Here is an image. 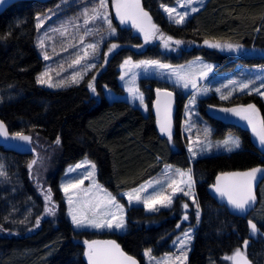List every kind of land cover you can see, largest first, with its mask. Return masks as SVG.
<instances>
[{"label": "trees", "instance_id": "16d2710c", "mask_svg": "<svg viewBox=\"0 0 264 264\" xmlns=\"http://www.w3.org/2000/svg\"><path fill=\"white\" fill-rule=\"evenodd\" d=\"M57 1H18L0 9V117L11 132L29 133L35 150L33 154H23L0 146V163L6 173V179L0 180V264H89L84 242L97 237L116 239L143 264L145 249L151 248L158 256L172 250L171 242L183 227L182 200L188 201L181 195L171 207L154 212L143 206H129L128 230L124 233L77 231L73 227L59 180L67 166L85 157L97 165L98 180L117 195L158 175L166 164L183 168L193 164L201 220L189 264H225V258L237 248L253 264H264V184L259 189L260 203L247 218L231 214L212 194L219 173L264 164V149L241 121L210 115L206 109L208 105L219 109L255 104L264 121V100L256 93L227 100L212 94L202 99L201 110L215 123L214 136L238 134L242 148L203 155L192 163L186 147L188 140L180 127L187 95L158 78H142L140 84L148 105L144 113L129 100H110L102 91L106 84L124 93L118 81V66L127 56L161 57L174 63L202 56L215 62L216 70L231 69L238 63L263 65L264 0H207L184 24L168 22L158 9V3L175 0H142L162 30L181 42L180 53H163L159 43L152 47L140 45L139 37L123 28L115 39L119 47L97 78L95 93L88 85L97 76L98 68L80 83L64 88L49 89L37 83L45 65L36 42L37 21ZM205 41L240 47L213 48ZM159 88L178 95L176 129L171 140L160 133L153 111ZM39 158L47 162V170L41 175L33 170ZM41 178L48 183L50 201L45 199L38 182ZM47 208H54L55 214H49ZM190 214L191 223L185 225L198 222L195 211ZM250 220L261 228L256 234L251 232Z\"/></svg>", "mask_w": 264, "mask_h": 264}, {"label": "rangeland", "instance_id": "374dc122", "mask_svg": "<svg viewBox=\"0 0 264 264\" xmlns=\"http://www.w3.org/2000/svg\"><path fill=\"white\" fill-rule=\"evenodd\" d=\"M207 0H191V3H188L187 0H175L171 3L168 2H160L158 3V9L168 22L175 23L174 19L169 18V14L165 11V8H172L175 11L173 12V16L176 13L184 14L187 13L185 19L182 23L184 24L187 19L196 11L201 9ZM129 3V0H105V6L100 9L102 15L99 19H92L94 15L93 9L98 8L100 5V0H58L53 9L48 10L44 14H41L38 17L37 25L38 26V34H37V46L40 51V54L44 58L45 53L50 57L45 60V65L39 76L48 72L51 77V84L58 85L61 81H64L62 86H53L49 87L48 84H40L49 89H58L68 87L74 84L80 83L85 75L90 73L92 70L98 68L97 76H95L91 83L94 86L97 85L99 76L102 74L103 69L106 68V60L108 58H112L116 52V48L114 51L109 52V48L113 43L119 45L118 42H115V39L118 38L120 30L123 28L130 29L133 31L135 35L139 37L141 40L140 45H144L145 47H152L153 44L159 43V48L163 51V53H176L179 54L181 50L180 44H176L175 40L171 38L169 41V47H165L164 41L166 38L170 37L164 30L160 24L155 20L154 16L151 14L150 10L145 9L142 5V0L139 1L140 6L143 8L145 12L151 17V23L157 26L159 30L156 32L148 42H145L144 34L140 32L137 28L132 26V21L128 20L126 23H121L119 17L117 16V3ZM134 3V0L131 1ZM197 9L196 11H192V9ZM104 15L107 16V19L111 21L112 27L116 30L115 34L110 32L108 23L103 18ZM85 20H88V23H85ZM177 24V23H175ZM144 26L147 28L148 23L145 20ZM41 42H43V46L41 47ZM95 45V50L89 48L88 45ZM140 47V46H139ZM238 51L237 49L235 52ZM107 53V55H105ZM77 58L80 59V64H73V61ZM127 59H131L132 63H138L143 60H158L162 64L171 65V68L162 69L157 67H139L133 68L130 65L124 66V61ZM71 65V67H70ZM204 65H211L212 70L208 72L207 76H201L200 73L203 70ZM118 70L120 74L118 76V81L124 89L123 94H119L115 92L113 89L109 88L106 84L102 85V91L104 95L110 99H126L129 100L132 104L139 106L144 113L148 112V105L146 103V95L144 93L143 88L141 87L140 80L142 78H158L165 83L171 84L177 91H180L183 95H187L184 108L182 111V121H181V131L184 134L185 138L188 140L187 142V150L193 163L194 159L203 155H211L214 153L221 152H233L235 150H239L242 148V139L238 134H227L224 138H216L214 136L215 126L214 122L208 118L206 114L201 110V100L205 99L212 94H215L218 98L221 99V96L228 97L227 99H231L235 96H238L243 93H256V91L252 89H259L260 93H264V64L263 65H247L243 63H238L231 69L226 70H216V63L202 56H196L188 61L174 63L169 60H165L161 57H148V58H134L133 56H127L122 63L118 66ZM180 73V75L189 74L191 78L196 82L197 87L192 88L191 84L187 88L183 86L184 81L179 80L176 73ZM79 73L80 76L77 78L78 82L73 83L72 77L74 74ZM124 77L121 79V77ZM82 77V78H81ZM48 79V77H45ZM230 81H234L235 83H230ZM241 83H248L249 89H245L244 91L240 90ZM138 89V93L129 92V89ZM208 89L205 93L203 89ZM219 89V91H217ZM143 95V103H141L139 99V95ZM196 95V104L186 107L189 105V100L192 95ZM263 100L264 95L258 94ZM224 99V100H227ZM206 104H203V107ZM249 104H238L234 107L239 106H247ZM255 105V104H252ZM211 106V105H210ZM206 106L207 113L213 116H220L224 118H232L241 121L243 124L249 127L251 130L252 136L256 143L259 145L258 137L253 133L252 126L248 124L246 120H242L240 117L235 116L231 113H224L219 111L222 108H216L211 106ZM258 111L257 117V126L259 127V121H263V116L261 109L256 106ZM207 127L210 129L209 135L205 136L204 129ZM172 136V135H171ZM228 137H238L241 142V147L239 149H235L233 151H228L227 147L222 143ZM260 146V145H259ZM176 148V146L174 145ZM261 147V146H260ZM189 148L192 149V152L196 153V156L192 155V152L189 151ZM91 164H95L92 160L85 157L78 161L75 164L69 165L66 167L64 174L59 180V188L63 193V199L66 203V214L70 222L72 223L71 216L69 215L70 207L72 209H83L89 218L93 216V207L96 204H100V207L96 209L97 213H116L119 215L118 209L110 204H107L108 195L111 194L112 197H115V202L118 205H121L123 208V216L125 220V227L123 229H107V228H93V227H81L77 228L73 225V227L77 231L89 230L96 231L99 233L104 232H117L124 233L128 230L127 224V209L129 206L138 205L144 206L142 202L132 201L129 203L127 193L132 192L134 189H139L141 186H147L151 183V187H147L146 191H141L140 196L146 197L147 195L152 194V191H155L157 188L159 189L162 185L161 183L169 182L174 179L176 172H172L170 169H163L156 177L155 182L152 183V177L143 182L141 185L134 189H127L122 191L120 194H115L107 187H105L98 180V168L95 164V172L91 178H85L88 176V173L92 171ZM0 165H2L0 163ZM77 165H83L81 167H76ZM164 168V167H163ZM191 169V166H190ZM34 173L37 175H41L45 173L47 170V162L46 160L38 159L35 164ZM189 170V169H188ZM188 170H184L185 173ZM0 171L4 173V175H0V180L6 179V173L4 171V167L0 168ZM192 176V172H191ZM187 180V176H184ZM83 181L79 187L76 188H68L65 191L64 186L77 183L78 181ZM159 181L160 183H157ZM41 189H43L44 195L49 194V187L46 184V178L39 180ZM167 184V183H166ZM264 184V183H263ZM99 186V188L97 187ZM185 191H190V195L186 196L188 201L182 200V205L185 202L188 204V208L184 209V214L188 216L187 220H183L182 231L174 238L171 242L172 250L170 252H166L160 256L155 255L151 248L145 249L143 251L144 254V264H189L190 254L193 248V244L195 242V238L197 236V230L199 227V222L201 220V210L197 208L198 201L195 196V190L192 187L191 190L187 188L185 185ZM102 189V190H100ZM171 189L166 192V194H170ZM184 196L183 194H179ZM178 195V196H179ZM69 197L72 198V205L70 206L68 203ZM124 200H121L120 198ZM195 201V203H193ZM174 204V202H173ZM172 204V205H173ZM159 209L165 208L160 205H156ZM146 208V207H145ZM147 211H150L146 208ZM194 210L195 214L199 210V218L195 224H184L191 223V214L190 211ZM197 216V215H196ZM253 223L257 225V229H261L253 220ZM180 226V225H179ZM179 228V227H178ZM264 234V230H262ZM185 233H189L191 237L185 243H181V241H185ZM108 238H93L88 239V242L92 241H104ZM146 250H150V255H145ZM87 251V245H86ZM235 253V252H234ZM234 253L227 256L225 259V264H237L235 260L231 259L234 256ZM244 253V252H242ZM87 259V257H86ZM88 260V259H87ZM89 262V261H88Z\"/></svg>", "mask_w": 264, "mask_h": 264}, {"label": "snow or ice", "instance_id": "6c2138e0", "mask_svg": "<svg viewBox=\"0 0 264 264\" xmlns=\"http://www.w3.org/2000/svg\"><path fill=\"white\" fill-rule=\"evenodd\" d=\"M188 3H191V0H187ZM6 3V0H0V5ZM105 6V0H100V5L98 8L93 9L94 15L92 16V19H99L102 15L100 9H102ZM116 9H117V16L119 17L121 23H126L128 20L132 21V26L137 28L140 32L144 34V39L145 42H148L149 39L159 30L157 29V26L153 23H151V17L148 15L147 12L143 10V8L140 6L139 0H134V3H117L116 4ZM197 9L193 8L192 11H196ZM165 11L169 14L170 19H174L175 23L180 24L184 21L185 16L187 13L180 14L176 13L175 16H173V12L175 11L172 8H165ZM106 22L108 23L110 32L112 34H115V29L112 27L111 21L107 19V16L104 15L103 17ZM147 21L148 27L146 28L144 26V21ZM85 23H88V20H85ZM39 26V25H38ZM171 40V37H168L164 41L165 47H169V41ZM176 44H180V41H175ZM206 44H209L208 41H205ZM43 46V42H41V47ZM210 47L213 48H221V47H226L228 49H234V48H239V45H232V44H226V45H221L220 43H211L209 44ZM89 48H92L95 50V45H88ZM119 45L113 43L111 47L109 48V52L114 51ZM107 55V53L105 54ZM50 57L45 53L44 59L47 60ZM80 59L77 58L76 60L73 61V64H80ZM130 65L133 68H139V67H157V68H162V69H168L171 68V65L168 64H162L158 60H143L138 63L133 64L131 59H127L124 61V66ZM71 67V65H70ZM212 70L211 65H204L203 70L201 71L200 75L207 76L208 72ZM177 77L179 80L184 81L183 86L187 88L189 84H191L192 88H196V82L191 78L189 74H184L180 75V73H176ZM80 76L79 73H76L72 77V82L77 83L78 82V77ZM45 77H48V79H45ZM82 78V77H81ZM124 77L122 76L121 79ZM37 83L39 84H48L49 87L53 86H62L64 84V81H61L60 84L58 85H52L51 84V77L49 76V73L46 71L42 73L40 76L37 77ZM230 83H235L234 81H230ZM88 87L95 93L96 89L94 85L90 82ZM245 89H249V84L248 83H241L240 84V90L244 91ZM256 91L258 94L264 95V93H260L259 89H252ZM158 93L160 90H157ZM208 89H203V92H207ZM219 91V89H217ZM129 92L132 93H138V89H129ZM250 94V92H249ZM164 96L166 98H170L172 96V93L170 92H165ZM228 97L226 96H221V99H227ZM139 99L141 103H143V95H139ZM159 105V101L157 102ZM196 104V95L193 94L191 99L189 100V105L186 107L192 106ZM211 108V106H210ZM219 111L224 112V113H231L235 116L240 117L242 120H246L248 124L252 126V131L255 133V135L258 137L259 145L261 146V149H264V121H259V127L257 126V117H258V111L255 107V105L249 104L247 106H239L235 108H222L219 109ZM158 112H159V107H158ZM169 110L166 106L165 109V119L164 122L161 123V132H166L168 134L169 139L171 140V127H170V122L168 118ZM210 129L205 127L204 129V134L205 136L209 135ZM0 136H3L5 138H8L9 134L8 131L2 121H0ZM13 138L19 139L21 141H30V137L27 135H23L22 133H15ZM56 143L59 144L60 140L57 138ZM226 147L228 151H233L235 149H239L241 147V142L238 137H228L222 142ZM189 151L192 152V149L189 148ZM193 156H196L195 152H192ZM32 163H35L33 161ZM31 164H29V168H31ZM83 165H77L76 167H81ZM95 164H91L92 171L88 173V176L85 178H91L94 175L95 172ZM170 167V166H167ZM0 168H2V165H0ZM262 170L259 168L252 169L249 172L245 173H233L230 174L234 177H240L241 179L234 184L230 185H221L220 180L221 177L217 178V185H215V191L219 193L221 197H226L227 198V203L231 208L235 210H240L241 212L246 211L247 209L251 208L252 204L255 202V195L253 194L251 190V181L254 179L255 175L257 172H261ZM177 174L181 177L187 176V180H181V184H185L189 190L192 188V176H191V169L188 170L187 173L180 171L179 169L176 170ZM0 175H4L2 171H0ZM83 181H78L77 183H71L68 185L64 186L65 191H67L68 188H76L79 187L80 184H82ZM157 183H160L157 181ZM151 183H149L147 186H141L139 189H134L132 192L127 193L128 201L131 203L132 201L136 202H142L146 208H148L150 211H157L158 208L156 205H160L161 207H171L173 204V198L176 196L177 193H183L185 196L190 195V191H185L180 184H178L175 180L171 181L167 185L168 189H171L170 194H166L164 189H161L160 191H154L153 194L147 195L146 197H141L140 192L141 191H146L147 187H151ZM99 188V186H97ZM102 190V189H100ZM108 199H107V204L115 206L118 211L119 215L116 213H97L96 209L100 207V204L94 205L92 211H93V216L89 218L87 213L83 209H72L70 207L69 209V215L71 216V220L74 226L77 228L81 227H93L97 229L101 228H107V229H123L125 227V220L123 216V208L121 205L116 204L115 202V197H112L111 194H107ZM46 200H51L50 196V190L49 194H46L45 196ZM68 203L71 206L73 201L72 198L69 197ZM195 203V201H193ZM183 208L187 209L188 204H183ZM197 208L199 209V205H197ZM46 211L49 214H55L54 208H47ZM197 218H199V210L196 213ZM184 220L188 219V216L185 215L183 217ZM39 223V221H37ZM250 229L252 234H256L258 229L257 225L253 223L251 220L248 221ZM179 227V225H177ZM185 241H181V243H185L188 239L191 237L189 236V233H185ZM87 245V251L85 252V256L87 257L89 264H137V262L131 257L125 255L121 250L119 245H117L114 241H108L104 242L107 247L105 248H100L97 247V245L100 242L97 241H92L84 242ZM248 245V241H244V247L246 248ZM145 255H150V250H146ZM239 258L240 261H243V264H249L248 260L246 259L245 255L242 253L241 249L237 248L235 250L234 256L231 257L233 260H237Z\"/></svg>", "mask_w": 264, "mask_h": 264}, {"label": "water", "instance_id": "95a60500", "mask_svg": "<svg viewBox=\"0 0 264 264\" xmlns=\"http://www.w3.org/2000/svg\"><path fill=\"white\" fill-rule=\"evenodd\" d=\"M18 1H38V2H42V3H47V2H50L51 0H6V3L0 5V9H5V8L9 7L10 5H12ZM159 90H160V92L158 93V91H156V94H155L153 111L156 115L157 126H158L160 133L163 134L164 136H168V134L166 132H161V123L164 122L165 109L167 106V108L169 110L168 118H169L170 127H171V135L175 132L177 113H178V106H177L178 95L176 94V92H174L168 88H159ZM165 92L172 93V96L170 98H166L164 96ZM158 101H159V105L157 104ZM158 107H159V112H158ZM0 121H2L4 123V125L8 131V134H9L8 138L0 136V146H2L6 150H11V151H15L18 153H23V154H33L35 152L34 148L32 147L31 139H30V141H21L19 139L13 138L15 133L10 131L9 126L1 117H0ZM20 133H22L23 135H27L31 138V135L29 133H26V132H20ZM255 168H259L262 170L261 172H257L254 179H252V181H251V190H252L253 194L255 195V202L252 204L251 208L247 209L244 212H241L240 210H235V209L231 208V206H229L227 203V198L221 197L219 195V193H217L215 191L214 186L217 185V183H218L217 178L221 177V180H220L221 185L234 184V183H237L241 178L240 177H234L230 174L245 173V172H249ZM263 183H264V164H258L254 167L247 168V169H232V170L221 172L216 176L214 185L212 186V194L218 199V201L220 203L225 205V207L227 208V210L231 214L247 218L253 213V211L258 207V205L260 203L261 197L259 195V189L263 185ZM108 241H114L117 245H119L120 250L125 255L131 256L137 262V264H143V262L138 257H136V256L128 253L127 251H125L120 246L118 241L114 238H108L104 241H100V243L97 245V247H100V248L107 247V245L104 242H108ZM244 255H245L246 259L248 260L249 264H252V261L248 258V256L246 254H244ZM235 261L237 264H243V261H240L239 258H237V260H235Z\"/></svg>", "mask_w": 264, "mask_h": 264}, {"label": "crops", "instance_id": "0c3cea01", "mask_svg": "<svg viewBox=\"0 0 264 264\" xmlns=\"http://www.w3.org/2000/svg\"><path fill=\"white\" fill-rule=\"evenodd\" d=\"M167 166H170L169 168L167 167ZM165 168H168V169H170L172 172H176V170L177 169H179L180 171H183L184 172V170L186 169V170H188V169H190V167H188V168H183V167H179V166H175V165H173V164H166V165H164V170H165ZM191 172H192V182H193V184H192V187L194 188V190H195V196H196V198H197V194H196V180H195V177H194V172H193V166H191ZM157 176H159V175H156V176H153L152 177V183L153 182H155V180H158V179H156V177ZM158 178V177H157ZM173 180H175L178 184H180V186L185 190V184H181L180 182H181V180H186L184 177H181V176H179L178 174H177V172H176V174H175V177H174V179ZM173 180H171V181H173ZM171 181H169V182H164V183H161V187L158 189H156L155 191H160L161 189H164L165 190V193L166 192H168V188H167V185L169 184V183H171ZM167 183V184H166ZM141 185V184H140ZM138 187V186H137ZM134 188H136V187H134ZM134 188H131V189H134ZM154 193V191H152V194ZM179 194H183V193H177L176 194V196L173 198V202L175 201V199H176V197L179 195ZM186 197V196H185ZM197 201H198V198H197ZM186 203V202H185ZM187 204V203H186ZM167 208H169V207H167ZM154 212V211H153Z\"/></svg>", "mask_w": 264, "mask_h": 264}, {"label": "flooded vegetation", "instance_id": "af4514ba", "mask_svg": "<svg viewBox=\"0 0 264 264\" xmlns=\"http://www.w3.org/2000/svg\"><path fill=\"white\" fill-rule=\"evenodd\" d=\"M129 1H130L129 3H131L132 0H129ZM139 1H141V0H139ZM142 5H143V1H142ZM143 7H144V6H143ZM104 70H105V69H104ZM252 264H253V262H252Z\"/></svg>", "mask_w": 264, "mask_h": 264}, {"label": "bare ground", "instance_id": "6f19581e", "mask_svg": "<svg viewBox=\"0 0 264 264\" xmlns=\"http://www.w3.org/2000/svg\"><path fill=\"white\" fill-rule=\"evenodd\" d=\"M99 98V97H98ZM159 160H160V158H159Z\"/></svg>", "mask_w": 264, "mask_h": 264}]
</instances>
